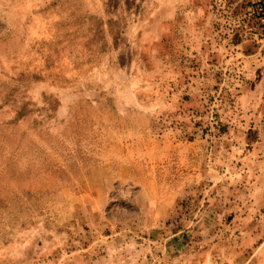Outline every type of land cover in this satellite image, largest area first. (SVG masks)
Returning a JSON list of instances; mask_svg holds the SVG:
<instances>
[{"label":"rangeland","instance_id":"rangeland-1","mask_svg":"<svg viewBox=\"0 0 264 264\" xmlns=\"http://www.w3.org/2000/svg\"><path fill=\"white\" fill-rule=\"evenodd\" d=\"M0 264H264V0H0Z\"/></svg>","mask_w":264,"mask_h":264}]
</instances>
